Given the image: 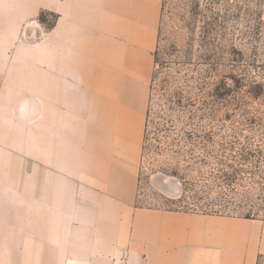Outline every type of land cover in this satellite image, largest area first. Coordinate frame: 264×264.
<instances>
[{
	"label": "crops",
	"instance_id": "1",
	"mask_svg": "<svg viewBox=\"0 0 264 264\" xmlns=\"http://www.w3.org/2000/svg\"><path fill=\"white\" fill-rule=\"evenodd\" d=\"M161 5L0 0V264H264L262 220L136 205Z\"/></svg>",
	"mask_w": 264,
	"mask_h": 264
},
{
	"label": "rangeland",
	"instance_id": "2",
	"mask_svg": "<svg viewBox=\"0 0 264 264\" xmlns=\"http://www.w3.org/2000/svg\"><path fill=\"white\" fill-rule=\"evenodd\" d=\"M161 6L136 205L207 213L194 208L192 186L232 172L231 165L244 173L231 204L213 211L264 221V0H162ZM44 21L51 27L55 17ZM190 128L205 133L209 155L184 137ZM242 147L263 154L241 167L226 156ZM212 189L209 200L224 192Z\"/></svg>",
	"mask_w": 264,
	"mask_h": 264
},
{
	"label": "trees",
	"instance_id": "3",
	"mask_svg": "<svg viewBox=\"0 0 264 264\" xmlns=\"http://www.w3.org/2000/svg\"><path fill=\"white\" fill-rule=\"evenodd\" d=\"M41 21L44 22V16L41 17ZM184 137L187 139H190L194 143H191L194 150L198 149L203 154L209 155L210 152L208 151V145L203 144L201 141L202 139H205L207 137L205 133L199 132L196 128H190L188 131L183 132ZM200 141V142H199ZM236 148V147H231ZM231 149L230 151L234 150ZM224 153V152H223ZM235 153V152H234ZM236 155H232V153H228L226 157H230V161L234 163H240V166L245 163H249L250 159L253 157L254 154H257L259 156H262L263 151L262 150H250L249 147H242L235 153ZM221 161V160H220ZM223 162V161H221ZM228 169L233 170L232 172L229 171H219L217 174H212L209 178V180L205 179L201 182L194 183L192 186V191L194 193L193 199V206L197 209H202L207 211V213H203L204 215H216V212L213 210L215 208H218V204L227 203L231 204V202L227 201L229 199V196H231V193H234L232 187L235 185V181L238 179V176L244 173V170L242 168H239L238 170L233 169L231 165H226ZM218 187L222 191L219 193V198L214 200H209V195L212 193V187ZM223 188L225 190H223ZM205 202V203H204ZM220 206V205H219ZM210 212H213L212 214Z\"/></svg>",
	"mask_w": 264,
	"mask_h": 264
}]
</instances>
